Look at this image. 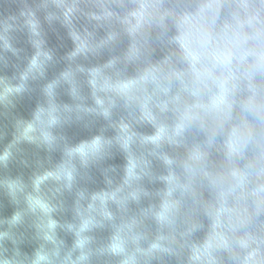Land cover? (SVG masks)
Instances as JSON below:
<instances>
[{"label": "water", "instance_id": "95a60500", "mask_svg": "<svg viewBox=\"0 0 264 264\" xmlns=\"http://www.w3.org/2000/svg\"><path fill=\"white\" fill-rule=\"evenodd\" d=\"M0 264H264V0H0Z\"/></svg>", "mask_w": 264, "mask_h": 264}]
</instances>
